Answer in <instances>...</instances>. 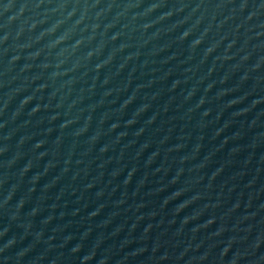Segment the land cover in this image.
<instances>
[{
    "label": "water",
    "instance_id": "1",
    "mask_svg": "<svg viewBox=\"0 0 264 264\" xmlns=\"http://www.w3.org/2000/svg\"><path fill=\"white\" fill-rule=\"evenodd\" d=\"M0 264H264V0H0Z\"/></svg>",
    "mask_w": 264,
    "mask_h": 264
}]
</instances>
